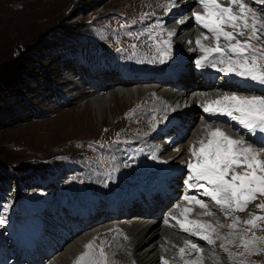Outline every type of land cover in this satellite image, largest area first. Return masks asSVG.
Instances as JSON below:
<instances>
[{
    "label": "rangeland",
    "instance_id": "1",
    "mask_svg": "<svg viewBox=\"0 0 264 264\" xmlns=\"http://www.w3.org/2000/svg\"><path fill=\"white\" fill-rule=\"evenodd\" d=\"M171 1H163V7L155 3L156 8L152 0H0V64L14 59L22 51L27 52L42 36L55 33L58 26L82 25L76 34L63 37V47L53 52L61 57L58 63L40 54L32 58L49 70H56L52 91L39 103V116L23 115L19 121L0 127V163L7 166L25 164L39 173L45 169L47 175L45 180L36 178L23 181L13 173V179L3 185L0 220L5 223L0 224V241L23 250L22 255L18 252V258L23 260L24 255L35 253L47 242L46 237L41 236L35 247L23 242L24 232L32 230L36 220L52 219L62 207L64 210L79 208L97 204L105 198L116 200L125 195L131 185L151 180L161 168V161L150 153L151 150L157 151L151 144V137L180 135L178 137L181 138L186 135L184 118L182 121L175 114H168L171 106L168 103L157 105L159 99L153 94L132 101L113 119L104 117L106 119L97 122L89 109L81 108L83 101H75L67 93L70 89L68 85L72 86L76 81L98 94L105 93L108 90L103 82L105 77H109L113 85L147 84L146 79L149 78L156 79L159 84L164 83V80L157 79L163 75L161 73L183 62L177 47L171 46L177 43L169 38L170 32L161 20L166 13L160 19L161 11L171 6ZM243 2L264 20V3L256 0ZM169 58L171 63L165 67ZM28 71L31 78L21 74L19 83H32L35 86L34 79L41 73L40 67L30 66ZM135 79L137 83H133ZM254 87V92L251 89L244 92L264 96V85L255 82ZM6 92L10 98L13 92ZM214 97H210V100ZM206 101L209 100L204 99L203 103ZM201 107L198 108L202 114L210 117L211 114L203 112ZM224 119L222 121L231 123L235 130L241 128L236 122ZM164 124H167V128ZM152 130L156 132L151 134ZM188 161L186 159L184 165L189 176ZM188 176L182 180L183 186L190 191L189 196H194L192 191L195 189H189L185 183ZM196 192L201 193L199 190ZM261 200L249 204L246 211L233 213L232 216L245 221L250 213L264 215L255 207V203ZM101 206L105 207L106 204ZM220 214L224 215L226 225L232 222V216L226 217L221 211ZM261 223L262 227L254 231L257 237L264 238V222ZM220 229L226 236L233 231L227 227ZM244 229L245 225L240 224L235 231L243 232ZM70 242L68 239L66 244ZM222 243L232 253L244 251L227 241ZM220 244L221 241L216 240L210 247L220 248ZM256 247L261 251L249 256L244 264H264V239ZM43 250L46 251V248ZM174 253L180 256L179 248ZM223 253L222 250L214 264H241L244 260L243 257H229L228 253ZM108 254L106 264H124L119 261L122 257L115 260ZM196 255L200 256L189 252L183 258L192 260ZM2 260L0 258V264Z\"/></svg>",
    "mask_w": 264,
    "mask_h": 264
},
{
    "label": "bare ground",
    "instance_id": "2",
    "mask_svg": "<svg viewBox=\"0 0 264 264\" xmlns=\"http://www.w3.org/2000/svg\"><path fill=\"white\" fill-rule=\"evenodd\" d=\"M163 1L165 2V0H152V3L154 6L157 5L155 3H159L161 6ZM171 4L175 6H172L171 13H166L162 20L166 29L174 33L172 39L180 49L183 62L176 63L166 69V73H161L163 74L161 77L155 76L158 81L164 80V83L159 84L156 79L149 78L146 79L147 84L113 85L111 79L105 77L103 82L108 86V90L98 94L74 80L72 86L68 85L70 89L67 93L74 97L75 101H83L84 103L80 105L81 108L89 109L97 122L106 119L104 117L113 119L116 113H120L132 101H136L144 95L153 94L159 99L157 105L168 103L171 106L168 114H175L182 118V121L184 118L185 127L183 128L186 130V135L181 138L178 137L180 135L151 137L153 139L151 144L157 148V151L151 150L150 153L161 161V163L159 162L161 168L151 180L131 185L125 195L119 196L116 200L105 198L97 204L83 205L79 208L71 207L64 210L62 207L52 219L36 220L35 227L24 232L23 242L34 246L37 241H40V236L41 238L46 237L47 242L42 245L46 251L43 248L39 249L33 254L24 255L22 260L17 257V254L20 252L22 255L21 251L23 250L9 247L8 242L1 243L0 241V258L3 259V264H74L76 257L85 251L84 245L94 238L96 246H100L103 241V247L109 251L110 258L116 260V257H122L119 261L124 264H163L164 259H167L169 264H184L186 259H181L174 251L183 247L185 240H191L200 246L202 251L197 254L203 257V264H214L218 260L217 257L222 251L220 248L210 247L199 237L183 232L177 220L172 217L175 216L179 220H183L180 209L176 206L178 204L182 207L188 205V207L194 208V211L189 214V219L202 218L213 224L218 221L220 224L226 225L224 215L220 214V210L210 198L202 195L203 189L199 190L201 193L196 192L197 189L192 193L209 204L210 209L215 213L214 216H197V213L202 210L193 204L189 205L183 199L185 194L190 193L184 188L182 181L188 176L184 161L194 159L190 154V148L203 135L205 125H211L213 128L222 127L229 135L246 140L244 132L237 131L230 125L231 123L222 121L226 117L212 114L210 117H205L198 107L204 104V99L210 100L212 96H215V99L223 94L231 93L254 95L244 92L254 87L249 79L238 77L234 73L219 71L224 65L217 63L215 67L209 64L203 67L197 66L196 60L203 53L197 48L195 40L201 36L202 32L206 33V30L195 21L193 13L201 12L202 8L197 0H172ZM202 42L210 44L211 38ZM218 79L221 81H217ZM137 82L138 80L135 79L133 83ZM159 108L162 107L159 106ZM165 126L159 125L162 128ZM160 131L162 132V130ZM155 132L152 130L150 133ZM249 143L257 148L264 147L259 143L250 141ZM196 146L198 147V145ZM102 204H106V206L102 207ZM21 224L23 225V223ZM218 231L222 237L226 236L223 229H218ZM68 239L71 242L66 244ZM222 242H226V240ZM205 246H209V248Z\"/></svg>",
    "mask_w": 264,
    "mask_h": 264
},
{
    "label": "snow or ice",
    "instance_id": "3",
    "mask_svg": "<svg viewBox=\"0 0 264 264\" xmlns=\"http://www.w3.org/2000/svg\"><path fill=\"white\" fill-rule=\"evenodd\" d=\"M256 2L264 3V0ZM197 3L202 11L193 13L195 21L206 30L195 40L197 48L203 53L196 60L197 66L203 67L207 63L215 67L218 63L224 65L219 71L234 73L264 85V20L243 0H197ZM173 34L170 32L169 36ZM210 38V44L202 42ZM202 107L206 113L221 115L236 122L253 136L264 133V96L223 94L206 101ZM190 152L194 159L187 162L191 173L185 181L187 187L203 189L202 195L209 197L226 217L244 212L249 204L264 198V147L257 148L241 137H233L221 127L205 125L203 135L192 145ZM183 199L202 210L197 216H214L215 213L204 200L187 194ZM176 207L180 209L183 220L175 216L172 219L177 220L183 232L199 237L209 245L216 240H226L237 248H243V252L232 253L225 243L220 244L229 257H243L241 264L255 252L261 251L256 245L264 238L257 237L254 230L262 227L264 215L250 213L245 221L232 216L230 224H220L218 221L213 224L206 220L189 219V214L194 211L192 207L179 204ZM255 207L264 213V200L255 203ZM3 223L5 221L0 220V224ZM240 224L245 225V229L236 232ZM224 227L233 231L222 237L218 229ZM103 244L102 241L100 246H96L95 238L89 241L74 264H106L107 254ZM201 251L200 246L191 240H185L184 246L179 248L181 259L189 252ZM163 264H169V261L164 259ZM184 264H203V257L184 260Z\"/></svg>",
    "mask_w": 264,
    "mask_h": 264
},
{
    "label": "trees",
    "instance_id": "4",
    "mask_svg": "<svg viewBox=\"0 0 264 264\" xmlns=\"http://www.w3.org/2000/svg\"><path fill=\"white\" fill-rule=\"evenodd\" d=\"M57 28L55 33L42 36L35 46L27 50V52L22 51L14 59L0 64V127L19 121L23 115L35 118L39 116L41 112L39 103H42L47 93L52 91L51 87L56 82V77H54L56 70H49L44 65H39L32 58L40 54L41 56H47V59L54 63H58L61 57L53 52L63 47L65 41L62 39L63 37L76 34L82 28V25L76 24L72 26L71 24H65ZM30 66L40 67L41 73L34 79L35 86L32 83H19L21 74L31 78L28 75V67ZM6 90L13 92L10 98ZM29 167L21 163L10 166L0 163V200L3 197L1 195L3 185L13 179V173H16L19 179L23 181L36 178L46 179L45 169L39 173L36 169Z\"/></svg>",
    "mask_w": 264,
    "mask_h": 264
}]
</instances>
